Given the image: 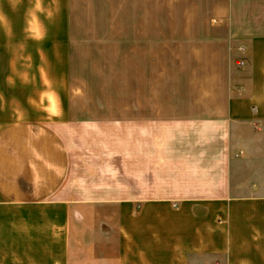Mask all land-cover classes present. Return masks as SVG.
<instances>
[{
  "label": "crops",
  "instance_id": "1",
  "mask_svg": "<svg viewBox=\"0 0 264 264\" xmlns=\"http://www.w3.org/2000/svg\"><path fill=\"white\" fill-rule=\"evenodd\" d=\"M20 1L0 0V264H264V0H194L178 34L202 69L91 120L68 28Z\"/></svg>",
  "mask_w": 264,
  "mask_h": 264
},
{
  "label": "rangeland",
  "instance_id": "2",
  "mask_svg": "<svg viewBox=\"0 0 264 264\" xmlns=\"http://www.w3.org/2000/svg\"><path fill=\"white\" fill-rule=\"evenodd\" d=\"M20 2L21 16L34 10L36 20L39 19L46 28L53 31L68 28L66 57L69 93L73 97L69 105H73L77 118L123 119L120 112L126 104L125 90L138 89L140 81L150 88V84L154 86L156 76L163 75L166 91L165 86L172 82L182 86L188 71L192 73L202 69L182 65V61L187 64V59L196 58V55L195 51L187 50L185 42L180 41L182 37H189L188 34H178L189 25V19L181 15L196 5L194 0ZM190 21L192 26L201 22L199 19ZM24 22V18L20 17V27L25 26ZM138 26H142L145 32L141 47L125 40L129 31L127 27L134 29ZM157 28L164 32L158 35L160 42H157V35H152ZM52 35L57 39L65 37ZM246 63L243 62L239 68Z\"/></svg>",
  "mask_w": 264,
  "mask_h": 264
},
{
  "label": "built area",
  "instance_id": "3",
  "mask_svg": "<svg viewBox=\"0 0 264 264\" xmlns=\"http://www.w3.org/2000/svg\"><path fill=\"white\" fill-rule=\"evenodd\" d=\"M244 59H245V58H243V57L238 58V59L235 61V65L239 67V65H241L243 62H245Z\"/></svg>",
  "mask_w": 264,
  "mask_h": 264
}]
</instances>
